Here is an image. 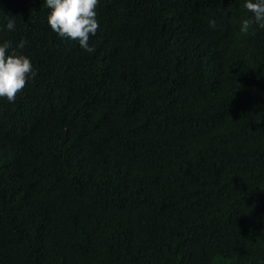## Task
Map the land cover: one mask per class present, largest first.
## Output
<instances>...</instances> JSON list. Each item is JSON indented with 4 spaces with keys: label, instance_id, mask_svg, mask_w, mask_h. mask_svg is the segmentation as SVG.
Masks as SVG:
<instances>
[{
    "label": "trees",
    "instance_id": "16d2710c",
    "mask_svg": "<svg viewBox=\"0 0 264 264\" xmlns=\"http://www.w3.org/2000/svg\"><path fill=\"white\" fill-rule=\"evenodd\" d=\"M243 2L100 0L89 53L44 0H0V42L36 72L0 98V264H264V29L240 32Z\"/></svg>",
    "mask_w": 264,
    "mask_h": 264
},
{
    "label": "clouds",
    "instance_id": "9594fccd",
    "mask_svg": "<svg viewBox=\"0 0 264 264\" xmlns=\"http://www.w3.org/2000/svg\"><path fill=\"white\" fill-rule=\"evenodd\" d=\"M44 3L50 9L47 23L53 32L62 39L78 41L89 53L95 51L88 41L99 29L96 9L100 0H44ZM242 6L250 15L241 21L240 32L248 34L253 25L264 29V0H244ZM209 25L215 28V19H210ZM6 30H16L15 19H8ZM26 44L23 39L15 47L11 40L0 42V98L9 102H15L29 78L36 75L31 59L21 51Z\"/></svg>",
    "mask_w": 264,
    "mask_h": 264
}]
</instances>
